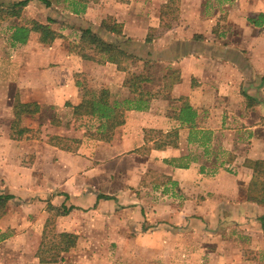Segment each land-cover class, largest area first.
Instances as JSON below:
<instances>
[{"label": "crops", "instance_id": "crops-1", "mask_svg": "<svg viewBox=\"0 0 264 264\" xmlns=\"http://www.w3.org/2000/svg\"><path fill=\"white\" fill-rule=\"evenodd\" d=\"M20 1L0 0V264H264V0ZM78 82L142 104L97 138Z\"/></svg>", "mask_w": 264, "mask_h": 264}, {"label": "trees", "instance_id": "trees-1", "mask_svg": "<svg viewBox=\"0 0 264 264\" xmlns=\"http://www.w3.org/2000/svg\"><path fill=\"white\" fill-rule=\"evenodd\" d=\"M29 1L32 0H22L18 3H15L11 10L15 9V12L18 14L23 7H25ZM44 4L45 6H49L50 2L48 0H37ZM93 0H85L86 3L91 2ZM124 1V0H119ZM77 10L74 9V12ZM108 27H110L108 25ZM31 30L39 34V41L44 44H50L52 41L58 37L56 33H54L47 25H41L36 22L32 23ZM110 32L118 35L119 31L114 27L109 28ZM28 34V30L24 27L16 28L12 38L15 42L24 43L26 41V37ZM82 46L90 49H95V51L99 54L105 55L106 59L114 64H119V61L122 58L136 59L132 55H128L122 51L118 46L112 43H107L97 37L94 33H92L89 29H86L81 34V44ZM82 58H88V56L81 51ZM144 81V80H143ZM142 81L138 79V76L133 75L132 81L130 83V88H136L139 83ZM81 90V102L78 106L74 107L73 115L76 116H91L97 119L100 122L98 127V131L96 135L97 138L106 139L112 133V131L122 125L123 123V114L125 110H128L132 107L138 109L141 101H136L133 104L130 101H115L110 100V95L106 89H101L98 93H93L89 91L86 86L81 85L79 82L76 83ZM33 106V107H32ZM21 105L16 104L13 109L17 113H36L38 111V107L35 105ZM32 107V108H31ZM11 197L0 195V218L5 214V208L8 200ZM60 239L59 243L53 245L52 248L56 249L59 252H67L70 248L74 246V241L72 240V236L68 234H61L58 236ZM43 246V243H42ZM41 251V250H40ZM46 251L39 252L38 250V258L40 263H54L56 262V257H47Z\"/></svg>", "mask_w": 264, "mask_h": 264}, {"label": "rangeland", "instance_id": "rangeland-1", "mask_svg": "<svg viewBox=\"0 0 264 264\" xmlns=\"http://www.w3.org/2000/svg\"><path fill=\"white\" fill-rule=\"evenodd\" d=\"M55 244L56 243L54 242V243H49L48 245L44 246V247H46L45 251H49V248H51ZM50 251H55L56 252L57 250L52 248ZM124 260H126V259H124ZM98 261H99L98 264H106V262L104 261L103 258L98 259ZM110 261H111L112 264H121V263L127 264L126 262H123V259H115V258H113V259H110Z\"/></svg>", "mask_w": 264, "mask_h": 264}]
</instances>
